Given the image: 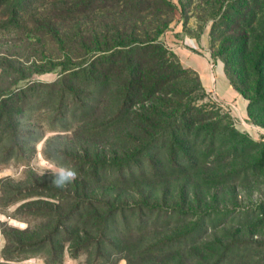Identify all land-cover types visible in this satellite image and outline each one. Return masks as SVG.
<instances>
[{"label":"trees","instance_id":"obj_1","mask_svg":"<svg viewBox=\"0 0 264 264\" xmlns=\"http://www.w3.org/2000/svg\"><path fill=\"white\" fill-rule=\"evenodd\" d=\"M213 5L217 18L212 40L219 41L217 56L225 62L229 82L239 93L252 95V104L264 99V0H211ZM172 11L170 0H0V49L4 51L0 52V160L20 158L23 147L35 137L23 128V121L42 108L52 130L72 127L84 140L115 137L120 142L93 152L86 146L82 153L66 154L78 178L85 180L81 183L85 189L54 187L50 193L52 188L44 185L1 186L3 206L33 194L58 200L57 208L47 200L45 206L26 210L49 225L57 222L39 235V242L9 240L16 249L45 250L47 264H55L59 250L60 255L63 251L59 233L66 224H78L86 216L84 226L96 228L99 236L85 238L76 248L95 246V256L104 259L111 223L126 208L90 197L88 184L106 179L122 183L135 175V167L145 176L159 175L163 166L171 174H181L199 164H224L246 153L247 135L232 124L221 129L210 120L212 115L204 116L201 108L185 100L195 91L188 84L189 71L181 68L160 37ZM84 13L107 19L96 20L86 31L80 25ZM52 69L60 74L53 82L32 78ZM199 89L206 96L203 85ZM253 145L249 149L259 152L255 160L264 162V143ZM145 161L150 170L143 168ZM207 181L229 179L222 174ZM144 206L152 214L148 201L135 202L132 214L143 215ZM243 216L248 218V212ZM157 221L139 217L133 223L143 229Z\"/></svg>","mask_w":264,"mask_h":264},{"label":"rangeland","instance_id":"obj_2","mask_svg":"<svg viewBox=\"0 0 264 264\" xmlns=\"http://www.w3.org/2000/svg\"><path fill=\"white\" fill-rule=\"evenodd\" d=\"M170 2L173 5L170 15L172 20L160 36L161 39L164 41L167 32L179 27L177 35L181 40L185 36L195 38L198 42L208 40L213 63L222 62L225 71V62L217 56L219 41L212 40L211 31L217 16L211 0ZM106 19L104 15L96 18L84 13L80 16V25L87 31L91 23ZM164 43L173 51L181 68L189 71L188 84L195 88L190 99H185L191 102L190 106L201 108L204 116L212 115L210 120L218 122L221 129L232 124L249 137L246 140L249 148L254 147V141L264 143V99L252 104V95L240 93L248 105H252L249 110L246 108V122H238L228 105H224L206 89V96L202 95L198 72L185 66L178 54ZM2 46L8 49L6 44ZM0 52L4 51L0 49ZM59 76V71L52 69L37 73L32 78L49 83ZM252 85L251 79L249 86ZM261 92H264V88ZM44 110L42 108L38 114L27 115L24 119L23 128L33 131L35 137L32 139L34 142L23 147L20 158L14 155L7 161L0 160V193L1 186L23 188L41 185L47 190L52 188L50 193H53L50 172L60 166L72 167V161L66 154L73 150L82 153L86 146L89 152H93L105 145L120 144L115 137L84 140L82 133L75 132L72 127L52 130L48 125L50 118L46 117ZM2 147L0 145V154ZM249 148L245 154L227 163L215 166L199 164V167L187 169L181 174H171L163 166L159 175L147 173L145 176L135 167V175L122 183L106 179L88 184L86 187L90 197L110 201L112 206L123 205L125 213L116 215L111 223L106 238L109 249L104 259L95 256V246L89 245L86 250L76 248L85 238L93 240L99 236L96 228L84 226L85 221L82 220L86 216H82L78 224H66L57 238L63 251L60 255L59 250L55 264H264V162L255 160L259 152ZM143 168L150 170L148 161H145ZM126 171L128 173L129 169ZM42 172L49 173L41 177L39 174ZM222 174L228 175L229 181H207ZM84 181L77 178L66 189H85L81 184ZM47 200L52 202V208H57V199L38 194L21 197L8 206L0 204V264H47L45 250L34 247L21 251L9 244V240L39 242V235L46 233L57 222V219L54 222L52 220V225H49L42 218L26 212L47 205L44 203ZM147 201L154 209L152 214L148 206H144L143 215L132 214L135 202ZM244 212H248V218L243 216ZM139 217L149 221L158 218V221L138 229L133 220ZM61 222L62 219H58V223ZM144 248L148 249L146 253H142Z\"/></svg>","mask_w":264,"mask_h":264},{"label":"crops","instance_id":"obj_3","mask_svg":"<svg viewBox=\"0 0 264 264\" xmlns=\"http://www.w3.org/2000/svg\"><path fill=\"white\" fill-rule=\"evenodd\" d=\"M179 27L167 32L164 41L178 54L182 63L195 69L203 87L224 105L238 122H246L247 100L230 84L222 62L213 63L207 46L208 40L198 42L195 38L185 36L183 40L177 35ZM176 32V33H175Z\"/></svg>","mask_w":264,"mask_h":264},{"label":"clouds","instance_id":"obj_4","mask_svg":"<svg viewBox=\"0 0 264 264\" xmlns=\"http://www.w3.org/2000/svg\"><path fill=\"white\" fill-rule=\"evenodd\" d=\"M46 173L42 172L39 175L42 177ZM52 176L51 186L57 189H66L78 178V172L70 166H60L56 171L50 172Z\"/></svg>","mask_w":264,"mask_h":264}]
</instances>
